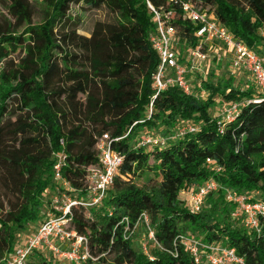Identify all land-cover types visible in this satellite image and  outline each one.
Wrapping results in <instances>:
<instances>
[{"label":"trees","instance_id":"obj_1","mask_svg":"<svg viewBox=\"0 0 264 264\" xmlns=\"http://www.w3.org/2000/svg\"><path fill=\"white\" fill-rule=\"evenodd\" d=\"M39 1L42 15L35 22L30 0H0V264L22 243L20 237L34 233L54 209V153H64V177L83 190L88 168L99 162L97 142L104 134L121 164L99 207L73 208L72 226L86 237L89 249L82 264H195L176 240L186 224L207 242L222 240L235 248L246 264H264L263 238L231 216L232 204L213 200L223 203L226 189L264 198L259 88L241 84L244 70L223 83L216 69L227 62L217 63L214 56L208 79L198 82L194 94L172 87L149 106L159 62L150 40L155 29L150 5L170 14L182 59L198 45L197 27L184 17L183 1L214 14L264 58V0ZM73 6L106 8L112 19L97 21L88 36L79 32ZM221 103L240 105L225 126L219 123ZM185 124L196 130L178 136L177 128ZM143 134L162 136L165 144L141 146ZM152 174L159 182L149 189L134 181ZM210 178L220 189L207 196L200 212H192L183 192ZM227 208L232 223L218 214ZM144 214L157 241H151L155 246L149 252L133 246ZM261 221L264 226V217ZM43 249L26 264H58L52 260L56 254L46 249L51 256H45Z\"/></svg>","mask_w":264,"mask_h":264},{"label":"built area","instance_id":"obj_2","mask_svg":"<svg viewBox=\"0 0 264 264\" xmlns=\"http://www.w3.org/2000/svg\"><path fill=\"white\" fill-rule=\"evenodd\" d=\"M150 8L155 23L150 40L159 59L152 77L155 93L151 98L150 108L164 91L172 87H178L186 94H194L197 89L191 83L190 77L198 76V87L199 81L207 80L206 69L212 54L209 52L210 48H216L213 52L216 53L217 63L222 60V55H230L229 64L232 75L242 70L250 74L262 94V98L256 101H264V58L256 54L244 41L236 38L227 27L220 24L214 14L199 8L191 1L181 2L184 17L197 27L198 37V45L188 48L185 59H182L178 47L175 46L177 28L170 14L157 10L151 5ZM204 93H201L202 97ZM219 108L222 115L219 123L225 126L235 119L240 105L221 103ZM177 129L178 136H182L187 132H194L196 127L185 124ZM139 141V145L149 146L165 144L166 139L162 136L143 134ZM97 150L99 162L88 168L87 185L83 190L73 188L64 177V153L61 151L54 153L53 178L56 183L54 209L40 223L36 231L15 248L6 260V264H26L27 258L41 248H46L56 255L65 256L75 263L86 259V255L80 256L77 253L78 248L83 245L87 247V239L79 235L72 226L73 208L77 205L86 208L99 207L105 200L110 184L121 164V157L112 150L110 137L107 134L98 140ZM219 189V182L214 178L196 186L187 197L190 210L200 212L207 196ZM226 199L233 207L231 216L240 220L247 231L261 236L264 240V226L261 221L264 217V198L259 197L257 192H237L226 189ZM144 220L149 229V240L157 242L154 229L146 214H144ZM176 240L191 254L195 264H246L244 257L238 255L235 248L227 246L222 240L207 242L202 237L188 233L179 234ZM64 242H70L72 248L62 253L59 246Z\"/></svg>","mask_w":264,"mask_h":264},{"label":"rangeland","instance_id":"obj_3","mask_svg":"<svg viewBox=\"0 0 264 264\" xmlns=\"http://www.w3.org/2000/svg\"><path fill=\"white\" fill-rule=\"evenodd\" d=\"M30 2L32 3V5L34 6V8L36 10V15H35L34 21L38 22L41 20V15H42L41 2L39 0H30ZM72 8H73L72 13L76 14L77 23L79 26V32L82 34L88 35V36L90 35V33H91V31H92V29H93V27L97 21H106V20L112 19L111 13L106 8L93 9V10H87V9L80 7V6H73ZM28 49H29V47H28ZM214 50H216V48ZM219 52L222 54V51L219 50ZM215 54L216 53L211 54L210 58L214 57ZM229 57H230V55H228V56L222 55L221 58H223V60H225V62H227V63L225 64L224 67L222 66V68L221 67H219V69L215 68L218 73L216 72V70L214 71V75L216 76V73H217L218 78L221 79L223 83H225L228 75L233 76L232 72L230 70ZM210 60L208 63L209 67H210V65L213 66V64L210 62ZM220 69H223V74H222V71H219ZM238 74H239V72H238ZM239 76H241L243 78L241 81V84H244L243 86H245L246 89L250 88V89H253L255 91L258 90L256 82L251 77L250 74L247 73L244 76V74L240 73ZM197 77L196 78L190 77L191 83L196 87V89H198L197 82H196ZM209 77H211V76H209ZM207 79H208V76H207ZM236 79H238V78H236ZM237 82L239 83V81H237ZM245 83H246V85H245ZM134 181L139 186L146 187L147 189L151 188L153 185H157L159 182V180L155 174H152L150 177H148L147 175L137 176L134 179ZM222 192H224V191H222ZM218 193L219 192H216L215 195H213V196H216V194H218ZM188 194H190L189 188H187V190L183 192V195H182L183 198H187ZM213 200L217 201L219 206H226V207L229 206L227 199H223V203L221 200H218V199L217 200L213 199ZM52 204H53V202H52ZM51 206H53V205H51ZM209 208H210V204H209ZM229 209H230V207H229ZM229 209L225 213H222V212L218 213L221 220H225L226 222H229V221L233 222L232 218L229 215L226 216V214H229ZM42 210H44V212H45V209H42ZM50 212H47L46 216H48V214ZM88 214L90 216L92 215L91 212H88ZM46 216H45V218H46ZM212 221L213 220L211 218L208 220V222H212ZM236 222H238V221H236ZM183 232L188 233V234H194L197 236H200L199 234L201 233L200 231L195 229L191 224L184 225ZM148 233H149V229H148V226L146 223L141 222L140 224H138L135 227V230L133 233V246L136 250H138V251L145 250V251L149 252L151 249L154 248L155 244L151 243V240H149L150 238H149ZM20 238H21L22 242H24L26 239V237H20ZM59 247L61 248L62 253H65V252L71 250V248H72L70 242L69 243L64 242V243L60 244ZM43 251L45 252V254H44L45 256H49V257L51 256L50 253H48V251H46V249H43ZM77 253L80 256L86 255L87 257H89V249L85 245L78 248ZM52 260L56 261L58 264H82L85 259H82L81 261H78L77 263H75V262H72L71 260H69L67 257L59 256L57 254L56 256L52 257Z\"/></svg>","mask_w":264,"mask_h":264}]
</instances>
